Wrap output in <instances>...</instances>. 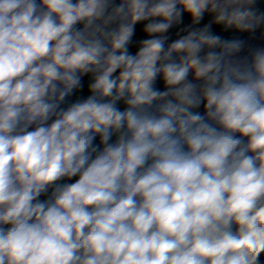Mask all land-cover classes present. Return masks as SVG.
Returning <instances> with one entry per match:
<instances>
[{"label":"clouds","instance_id":"1","mask_svg":"<svg viewBox=\"0 0 264 264\" xmlns=\"http://www.w3.org/2000/svg\"><path fill=\"white\" fill-rule=\"evenodd\" d=\"M0 264H264V0H0Z\"/></svg>","mask_w":264,"mask_h":264}]
</instances>
